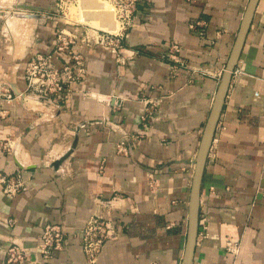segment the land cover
Listing matches in <instances>:
<instances>
[{"label": "crops", "instance_id": "crops-1", "mask_svg": "<svg viewBox=\"0 0 264 264\" xmlns=\"http://www.w3.org/2000/svg\"><path fill=\"white\" fill-rule=\"evenodd\" d=\"M53 1L18 0L37 8L15 10L34 20L20 57L2 38L0 18V144L8 146L0 150V172L23 184L15 195L0 187V264L11 243L29 254L19 264H91L78 234L95 215L111 217L117 230L95 264H181L191 162L249 0H138L119 55L77 42L82 75L67 55L51 54L59 21ZM39 53L59 70L70 64L74 75L48 101L27 88L26 64ZM82 124L76 148L55 173L50 164ZM122 142L127 155L118 153ZM49 224L61 227L65 241L44 261L34 248ZM229 238L241 241L236 259L226 254ZM193 264H264V0L210 149Z\"/></svg>", "mask_w": 264, "mask_h": 264}, {"label": "built area", "instance_id": "built-area-1", "mask_svg": "<svg viewBox=\"0 0 264 264\" xmlns=\"http://www.w3.org/2000/svg\"><path fill=\"white\" fill-rule=\"evenodd\" d=\"M137 0H114V4L118 9V17L121 22V30L119 33H109L97 31L96 34L86 32L81 42L86 44H95L111 51L114 55H119V51L123 48V41L126 39L125 32L132 26L133 14L136 11ZM196 25H191V29H195ZM89 27V26H88ZM76 36L70 31L61 30L57 36L55 45V53L65 54L70 57L76 67L78 75L86 72V65L82 57L74 52V44ZM178 51L177 46L172 47ZM25 76L27 88L35 94V96H55L60 94L64 85L68 81L74 80L73 70L69 65L63 66L60 70L54 67L51 55L37 54L30 59L26 65ZM10 98V97H8ZM118 153L122 155L128 154L125 142L118 146ZM6 149L0 144V150ZM23 184L17 175H4L0 172V187L7 195L17 194ZM117 230L114 221L108 215L92 216L86 226L79 232V240L84 256L91 264H95L101 254L104 245L115 238ZM200 236L208 237V227L202 226ZM64 233L59 225L49 224L43 229L38 245L34 248L35 253L44 261L49 260L54 252L62 250L64 245ZM241 249V241L239 239L229 238L225 243L226 254L236 259ZM6 264H19L28 259L29 254L26 249L18 243H11L5 248ZM156 264V263H153Z\"/></svg>", "mask_w": 264, "mask_h": 264}, {"label": "water", "instance_id": "water-1", "mask_svg": "<svg viewBox=\"0 0 264 264\" xmlns=\"http://www.w3.org/2000/svg\"><path fill=\"white\" fill-rule=\"evenodd\" d=\"M259 1L260 0H249L241 22L237 39L235 41L226 69L223 73L217 93L215 95L211 112L202 135L198 153L195 159L191 162L194 165L195 169L192 178L191 195L188 208L187 240L181 264H193L194 261V254L199 235L200 199L204 172L208 161L210 149L214 141L217 126L223 111V107L225 105L226 97L228 95L233 80V74L239 62L243 46L245 44L246 37L248 35L253 18L255 16ZM13 8L24 10H37V8L23 4H16ZM36 99L48 101V99L44 97H37ZM84 126L85 124H82L77 127L76 131L74 132L73 140L70 146L50 164V168H52L55 173L59 171L63 162L70 156V154L76 148L78 144L79 131ZM19 168L22 169L23 167L19 165ZM27 169H29V167H27Z\"/></svg>", "mask_w": 264, "mask_h": 264}, {"label": "rangeland", "instance_id": "rangeland-1", "mask_svg": "<svg viewBox=\"0 0 264 264\" xmlns=\"http://www.w3.org/2000/svg\"><path fill=\"white\" fill-rule=\"evenodd\" d=\"M1 1L3 2V0H0V8L2 7V9H4V8L8 9L10 13L11 12H17L15 10L11 9L9 6H4ZM16 1L18 3V0H16ZM101 1H103V0H54L52 3L53 8H54V14H55V18L57 20H59L58 22L55 21L56 22L55 23V30H54L55 39H56L55 45L57 43V36H58L59 32L61 31V29L64 30L63 26H65V25L69 27V31L71 32V34L76 36V43L74 44V48L77 46L78 41L81 42L82 37L85 36L86 32H88L89 34H93V30L90 27H88V25L92 26V27L100 28V29H105L108 25L107 21L105 19L108 20V18H105V14L102 12L103 7L101 8V5H100ZM113 3H114V1H113ZM136 4H137V2H136ZM114 8H115V6H114ZM109 11L112 12L113 10H109ZM114 11H115V17H116L117 13H118L116 8ZM17 13H19L21 15L20 12H17ZM0 15H1L0 18L4 19V21H5L4 23L6 24L7 15H5V13L4 14L0 13ZM60 22L63 25V26L61 25L62 27L60 26V24H61ZM5 24L3 26V30L5 28ZM28 24H30L32 27L34 25V22H31L29 20ZM77 24H83L84 26L83 25H77ZM134 24H135V13L133 14L132 26ZM117 29H118V27H117ZM125 34H126V38H129V29L125 32ZM30 36H31V34L28 37L30 38ZM13 38L14 39H13V41L10 42V44L12 43V45H14L12 50H13V52H16L17 47H18V43H16V41H17L16 38L15 37H13ZM26 41L28 43V38ZM84 44H86V43H84ZM87 45H91L90 47H92V48L101 47V46H97L95 44H87ZM101 48H104V47H101ZM104 49L109 51L106 48H104ZM54 51H55V46H54L53 52L51 54H54ZM109 52L111 53V51H109ZM39 54L47 55L46 53L45 54L39 53ZM69 59H70V57H69ZM67 65H70V64H67ZM25 69H26V67H25ZM2 72L0 73V78L3 76ZM8 80H10V77ZM65 86H66V84L64 85V89H65ZM28 92L31 93L32 91L30 89H28ZM1 98L2 97H0V99ZM2 144H4V143H2ZM6 146L7 145H5V147ZM7 148H8V146L6 147V149Z\"/></svg>", "mask_w": 264, "mask_h": 264}, {"label": "bare ground", "instance_id": "bare-ground-1", "mask_svg": "<svg viewBox=\"0 0 264 264\" xmlns=\"http://www.w3.org/2000/svg\"><path fill=\"white\" fill-rule=\"evenodd\" d=\"M113 1L114 0H103L100 2L101 8L103 7L102 12L105 14V18H108L109 21L107 19H105L107 21V24H108L105 29H100V28H96V27H92V26L88 25L93 30V32L95 34L97 31H104V32H109V33H119L120 32L121 22L119 20L118 13H117V16L115 17V11L114 10H115L116 6L113 3ZM16 3H17L16 0H3V2H2V4L4 6H9L13 10H17V9L13 8V7H15ZM114 6H115V8H114ZM109 10H113V11L111 12ZM116 10L118 12L117 8H116ZM5 15H7V17H6L7 19H6V24L4 23L5 28L2 32V38L6 41L7 47L10 50H12V48L14 46V45H12V43L10 44V42L13 41V39H14L13 37L16 38V40H17L16 43H18L16 55L18 57H20L22 55L24 48L27 45L26 40H27V38L29 39L28 36L30 34H32L34 26L31 27V25L28 24V21L31 18L26 17L23 14L20 15L17 12H11V13L5 12ZM32 21H34V20H32ZM77 25H83V24H77ZM117 27H118V29H117Z\"/></svg>", "mask_w": 264, "mask_h": 264}]
</instances>
